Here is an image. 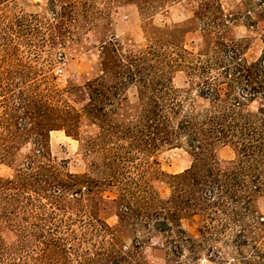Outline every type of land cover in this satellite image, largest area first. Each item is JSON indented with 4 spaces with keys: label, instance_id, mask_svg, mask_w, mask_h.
<instances>
[{
    "label": "trees",
    "instance_id": "1",
    "mask_svg": "<svg viewBox=\"0 0 264 264\" xmlns=\"http://www.w3.org/2000/svg\"><path fill=\"white\" fill-rule=\"evenodd\" d=\"M123 2L143 14L196 4L193 23L204 47L194 54L171 41L153 40L140 50L109 42L104 75L61 90L47 76L27 73L31 65L22 58L16 61L23 69H5L18 48L8 32L1 35L0 166L10 165L16 175L0 177V264H143L121 242L112 253L87 246L84 229L95 219L88 204L104 186L121 192L124 218L138 236L131 238L135 249L157 240L179 264H200L204 252L212 263L264 264V217L256 210L264 198V0H239L235 12H225L221 0ZM239 22L261 36L256 61L246 57L249 40L233 34ZM13 31L23 36L24 26ZM180 71L188 77L185 89L174 85ZM112 74L118 84L107 82ZM131 87L134 111L124 109ZM83 117L99 132L85 141L88 173L75 175L52 163L51 134L80 140ZM164 147H185L193 158L188 170L169 177L167 199L147 178L150 171L163 175L151 158ZM222 147L235 152L226 165L217 155ZM184 221L197 222L198 234ZM101 228L111 232L104 223Z\"/></svg>",
    "mask_w": 264,
    "mask_h": 264
},
{
    "label": "rangeland",
    "instance_id": "2",
    "mask_svg": "<svg viewBox=\"0 0 264 264\" xmlns=\"http://www.w3.org/2000/svg\"><path fill=\"white\" fill-rule=\"evenodd\" d=\"M0 6V49L3 46L1 35L8 32L14 37V56L5 64L7 70H21L16 58H22L31 68L25 70L36 76H47L61 90L101 78L104 75L102 64L103 46L109 42H117L129 49L140 50L153 40L171 41L175 45L197 54L204 47V37L198 26L193 23V10L196 4L182 2L164 11L143 14L136 5L126 4L123 0H3ZM225 12H235L239 7V0H221ZM64 12L66 17L59 19ZM75 18L73 20L71 18ZM12 26L18 30L24 26V35L15 31H8ZM233 34L239 39L249 40V50L246 57L251 61L260 58L263 50L261 36L257 32L248 30L243 22L233 27ZM120 48V49H121ZM109 84H118L119 76H108ZM174 85L178 89L188 87V77L183 71L174 75ZM129 101H124V109L134 111L137 108V91L131 87L127 92ZM123 104V99L119 103ZM120 113L123 114V105ZM120 120V117H117ZM123 121V119H121ZM99 132L97 125L88 118H82L80 140L69 137L64 131L51 134V160L59 169L75 175H84L89 170V158L86 156L85 141L95 137ZM30 145L26 146L16 161L23 160L30 152ZM218 158L223 165L235 159V152L230 147L218 150ZM157 163V169L163 175L153 171L147 178L162 199L171 194L169 177L188 170L193 158L185 147H164L154 154L151 162ZM15 169L10 165L0 166V177L5 180L13 179ZM119 187V186H118ZM92 226L84 231L90 238L88 247L99 253H112L115 244H127L136 258L143 264H179L172 258H167L161 241L154 240L151 244H143L141 248H133L131 238L138 237L134 232L132 220L124 218L120 205L121 192L116 187H101L96 191ZM87 205V204H86ZM260 217H264V198L256 205ZM99 221V222H97ZM106 224L111 232L104 233L101 225ZM185 228L192 234H198L197 222L184 221ZM133 226V227H132ZM83 229L82 224H77ZM98 248V249H97ZM95 249V248H94ZM209 254L200 255V264H217L208 260ZM185 259H183L184 262ZM74 263V261H72ZM75 264V263H74Z\"/></svg>",
    "mask_w": 264,
    "mask_h": 264
}]
</instances>
